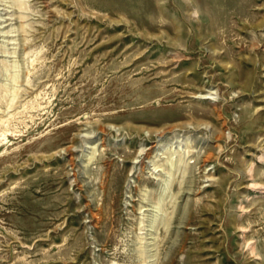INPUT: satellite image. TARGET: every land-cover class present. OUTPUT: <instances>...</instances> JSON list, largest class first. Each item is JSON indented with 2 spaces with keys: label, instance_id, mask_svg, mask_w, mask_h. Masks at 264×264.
Here are the masks:
<instances>
[{
  "label": "rangeland",
  "instance_id": "rangeland-1",
  "mask_svg": "<svg viewBox=\"0 0 264 264\" xmlns=\"http://www.w3.org/2000/svg\"><path fill=\"white\" fill-rule=\"evenodd\" d=\"M248 1L0 0V264H264Z\"/></svg>",
  "mask_w": 264,
  "mask_h": 264
},
{
  "label": "bare ground",
  "instance_id": "bare-ground-1",
  "mask_svg": "<svg viewBox=\"0 0 264 264\" xmlns=\"http://www.w3.org/2000/svg\"><path fill=\"white\" fill-rule=\"evenodd\" d=\"M210 3H215V4H217L218 6H221V12H223L224 13V15H226V8H228V7H232V6H234L235 7V9H239L238 8V2H239V0H208ZM244 1H246L247 2V4L249 3V1L248 0H244ZM242 2V1H241ZM217 10H219V9H217ZM220 13V12H219ZM218 16H219V14H218ZM225 19H226V17H225ZM215 21H217V18H216V20ZM219 22V21H218ZM218 22H217V24H218ZM174 23V22H173ZM213 23V22H212ZM220 24V23H219ZM222 24V23H221ZM225 24V23H224ZM251 26H252V29H254V30H257L258 28H264V16L261 18V20L259 21V22H254V23H249ZM223 26V25H222ZM219 28V27H218ZM176 30L177 31H179L180 32V30H181V27L180 26H176ZM170 31H171V29H170ZM178 35V34H177ZM176 38V37H175ZM181 37L179 36V37H177V39H175V40H173V41H171L170 40V43L172 44V45H177V41L178 40H181L180 39ZM173 42V43H172ZM253 48L254 49H257V48H259V42L258 41H256V38H254L253 39ZM177 46H179V45H177ZM171 57V60L172 61H174V63H178V62H180V64H181V62L182 61H184L183 59H182V57H181V54H179V53H176V54H173V56H170ZM223 66L224 67H227L228 65L227 64H223ZM16 96V95H15ZM4 123L5 122H0V149L6 144V141H8V139H9V130L8 129H5L4 127H3V125H4ZM165 132V131H164ZM8 143V142H7ZM152 155V154H151ZM148 156H150V153H148ZM208 158H211V157H209L208 156ZM207 161H209V159H205L204 160V162L206 163ZM253 165L251 164V165H248V170L249 171H252V169H253V167H252ZM157 168V167H156ZM160 171V170H159ZM44 211V210H43ZM93 217L95 218L96 216L93 214ZM97 219V218H96ZM35 223V222H34Z\"/></svg>",
  "mask_w": 264,
  "mask_h": 264
}]
</instances>
